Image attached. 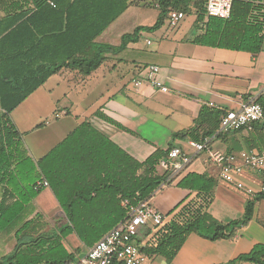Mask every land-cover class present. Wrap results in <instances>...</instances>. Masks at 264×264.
Here are the masks:
<instances>
[{
	"label": "trees",
	"instance_id": "16d2710c",
	"mask_svg": "<svg viewBox=\"0 0 264 264\" xmlns=\"http://www.w3.org/2000/svg\"><path fill=\"white\" fill-rule=\"evenodd\" d=\"M155 1L160 12L151 26H137L124 33L118 45H109L94 39L126 10L128 0H52L53 6L48 0H0L4 12L0 16V231L18 226L16 245L0 264L73 262L79 249L75 253L67 250L64 239L69 234L89 248L129 218V205L152 200L165 187L161 184L169 182L168 174L158 165L175 140L202 141L220 133L224 110L204 106L193 127L173 133L165 149H155L139 161L84 120L34 161L10 118L51 75L61 69L89 75L105 52L117 53L136 41L142 30L158 29L170 10L195 9V25L203 24L199 25L202 32L192 39L194 43L252 54L264 49V0H233L228 18L205 17V0ZM263 97L264 93L256 101ZM252 131L256 139L264 135L259 127ZM42 179L64 213L56 230L44 231L40 215L20 224L25 207L42 189H35ZM217 182L214 176L194 171L181 176L176 186L194 192V197L187 200V194L169 209L165 215L172 214L170 219L164 218L154 228L140 251L147 257L171 260L191 232L217 240L230 237L235 228L245 225L253 215L255 201L264 199V193L249 198L239 218L221 222L208 211ZM237 261L264 264V243L253 245L226 264Z\"/></svg>",
	"mask_w": 264,
	"mask_h": 264
},
{
	"label": "crops",
	"instance_id": "0c3cea01",
	"mask_svg": "<svg viewBox=\"0 0 264 264\" xmlns=\"http://www.w3.org/2000/svg\"><path fill=\"white\" fill-rule=\"evenodd\" d=\"M128 2L126 10L94 39L95 42L118 45L124 33H131L137 26H151L144 22L141 11L147 9L146 6L157 8L156 1L128 0ZM2 5L3 3H0V16L4 15ZM6 6L5 4V8ZM28 6L31 7V4ZM157 14L153 15L154 19L157 18ZM192 14L193 19L189 22L188 28L195 25V13ZM187 15L186 12L184 18ZM199 25L198 27L195 25L196 34L202 32ZM150 32L153 35L157 32L155 36L159 37L164 35L159 29ZM150 32L142 30L136 41L129 42L117 53L105 52L100 65L89 75L82 76L75 70L61 69L14 109L29 102L33 95L38 94L41 95V99H37L35 103L32 99L29 104L38 105L39 102L45 101V98H49L51 104L53 98L58 97L54 92L55 88L47 89L49 92L46 95L39 92L53 76L67 78L69 89L64 94L70 96L69 105L63 109L55 108L53 114L55 118L64 115L69 120L52 124L53 126L57 123L47 137L50 138V143L46 151L37 148L34 153L24 140L26 135L40 131L41 126L45 125L43 120H37L38 122L31 128L30 126L22 128L13 118L14 110L10 113V118L34 161L46 154L84 120L90 121L128 154L141 161L155 149H165L173 133L193 127L202 107L222 111L236 109L264 89V52L252 54L197 44L192 41L196 35L192 33L177 36L175 32L164 42L160 38L155 43L149 36ZM147 40L150 41L149 44ZM143 49H149L151 52L144 53ZM149 64L159 66V78L168 87L167 92L159 91L147 83L134 86V80L144 75V69ZM252 132L240 129L213 134L212 147L233 153L245 148H264V135L256 139ZM178 141L175 140L173 143ZM38 143V147L44 146L43 141ZM191 171L217 178L213 201L208 207V211L217 220L228 222L242 215L246 201L253 195H246L241 190L230 193L228 191L230 187L218 178V168L207 160L205 154H199L179 175L170 179L163 189L154 194L152 201L165 219H170L172 214L166 216L165 213L180 199L187 194H189L187 200L194 197V192L176 186L181 176ZM253 176L254 173H247L245 183L256 185ZM259 201L260 199L254 203L251 219L245 225L235 228L230 237L210 240L191 232L171 260L152 256L147 258V264H226L237 255L248 252L253 245L264 243V208L257 207ZM37 215H40L44 231L56 230L59 226L56 219L64 217L63 210L48 185L42 187L25 207L20 224ZM16 228L18 226L9 231H0V259L14 249ZM154 231L155 229L151 227L143 229L139 242L144 244ZM64 245L70 252L75 253V250L79 249V253H75V260L69 264H80L88 248H84L73 233L64 239ZM234 264L255 263L237 261Z\"/></svg>",
	"mask_w": 264,
	"mask_h": 264
},
{
	"label": "built area",
	"instance_id": "2783aa9c",
	"mask_svg": "<svg viewBox=\"0 0 264 264\" xmlns=\"http://www.w3.org/2000/svg\"><path fill=\"white\" fill-rule=\"evenodd\" d=\"M232 1L205 0V17L228 18ZM49 3L54 5L52 0ZM158 5L156 2V6ZM184 16L183 10L174 9L168 12L167 20L170 25L175 26ZM146 42L150 43L149 40ZM159 73V66L149 64L144 69V75L134 80L133 84L137 87L147 83L159 91L167 92L168 87L160 80ZM262 93L264 89L259 95ZM257 96L248 99L236 109L225 110L217 131L227 132L239 129L252 131L255 127H259L264 133V97L256 101ZM211 140L212 136L205 137L202 141L179 140L168 150L166 157L159 161V169L167 172V180H170L179 175L196 156L203 152L207 160L218 168V178L223 183L249 196L264 193V148H245L237 153L225 152L213 148ZM247 173H254L256 185L245 183L244 178ZM47 185L45 179L38 180L35 189ZM162 185L166 186V184ZM128 213L127 220L118 222L87 249L80 264H147L148 257L140 251L142 244L138 241L141 231L147 227L155 228L165 217L151 199L129 205Z\"/></svg>",
	"mask_w": 264,
	"mask_h": 264
},
{
	"label": "rangeland",
	"instance_id": "374dc122",
	"mask_svg": "<svg viewBox=\"0 0 264 264\" xmlns=\"http://www.w3.org/2000/svg\"><path fill=\"white\" fill-rule=\"evenodd\" d=\"M146 7L148 8L147 9L144 8L141 11L142 13L141 15L144 17V22L146 24L152 25L156 21L155 19H157V18L154 19L153 15L156 13H158L157 15H159L160 10L158 7L157 8H154L153 6H146ZM194 11L195 9L192 6H188L187 10L185 11L188 13V15L182 21L180 20V22L175 26L170 25L168 20L164 19L161 26L158 28L160 31L164 33V35L162 34L163 36L161 37L155 36L157 32H154L155 35L151 34L150 31H153V30L145 31V32H150V35L149 34L148 35L154 39L155 43L158 42L160 38L162 42H164L167 37H170L175 32H177V36L183 33H187V34L192 33L194 35L197 33L195 25L188 28L189 22H191L193 19L192 13H194ZM145 26H148V25H145ZM140 44H142V42H140ZM141 47H143V44ZM142 51L144 53L151 52L149 51V49H143ZM261 52H264V49L260 51L259 53ZM68 85L69 83L67 81V78H65V76L60 77L58 75H55L45 83V85L43 86V90L39 92V93H42L43 95L44 94L46 95V93L49 92L47 89H50V87H54L55 88L54 92L58 97H54L51 104H50L49 98L46 99L45 96H43L45 98V101L39 102L38 105H35L34 103L37 101V99H41V95L38 94L37 96L33 95L30 98L29 102H25L24 104L19 106L16 110H14V114H12L13 118L18 121V123L20 124L22 128H27L28 126H30L29 128H31L32 126H34L35 122H38L37 120L39 119H42L43 122L45 123V125L41 126L40 131L28 134L24 137V140L27 146H29L32 149L30 150L33 151L34 153H36L35 149L37 148H39L40 150L46 151L48 148L47 146L50 143V138H47V137L49 134L53 132L56 124L59 121L69 120V118L68 117L65 118L64 115H61L59 118H55L53 114L54 112L53 110L55 108L63 109L64 107H68L70 96L69 94H67V96H65L64 94L69 89ZM32 99L34 103L29 104L32 101ZM54 122H57V123L52 126ZM38 141H43L44 146L39 145L38 147V144H39ZM211 146H212V143H211ZM200 154L203 155L204 153L202 152ZM229 187H230V190H228L229 192L234 191V190H236V192L239 191L232 186H229ZM230 193H233V192H230ZM257 207L259 209L264 208L263 199H260V201L257 204ZM61 219L63 218H59L58 220L56 219V222H59V225L63 223V220Z\"/></svg>",
	"mask_w": 264,
	"mask_h": 264
}]
</instances>
